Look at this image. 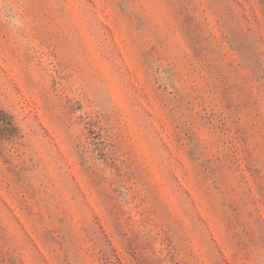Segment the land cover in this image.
I'll return each mask as SVG.
<instances>
[{"label": "rangeland", "instance_id": "1", "mask_svg": "<svg viewBox=\"0 0 264 264\" xmlns=\"http://www.w3.org/2000/svg\"><path fill=\"white\" fill-rule=\"evenodd\" d=\"M0 264H264V0H0Z\"/></svg>", "mask_w": 264, "mask_h": 264}]
</instances>
